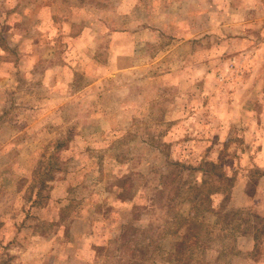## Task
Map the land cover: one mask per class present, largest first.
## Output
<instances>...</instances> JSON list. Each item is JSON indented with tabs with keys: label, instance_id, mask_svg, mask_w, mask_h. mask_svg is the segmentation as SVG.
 <instances>
[{
	"label": "rangeland",
	"instance_id": "rangeland-1",
	"mask_svg": "<svg viewBox=\"0 0 264 264\" xmlns=\"http://www.w3.org/2000/svg\"><path fill=\"white\" fill-rule=\"evenodd\" d=\"M0 264H264V0H0Z\"/></svg>",
	"mask_w": 264,
	"mask_h": 264
},
{
	"label": "trees",
	"instance_id": "trees-1",
	"mask_svg": "<svg viewBox=\"0 0 264 264\" xmlns=\"http://www.w3.org/2000/svg\"><path fill=\"white\" fill-rule=\"evenodd\" d=\"M223 217L225 218V215H224ZM222 244H223V243H222ZM222 252L225 253V251H222ZM221 258H222V257H219L218 260L221 259Z\"/></svg>",
	"mask_w": 264,
	"mask_h": 264
}]
</instances>
